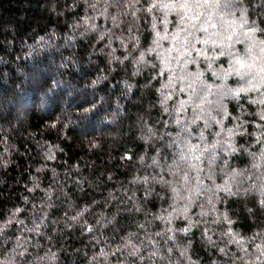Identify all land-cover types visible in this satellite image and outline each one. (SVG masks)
<instances>
[{
  "label": "trees",
  "instance_id": "16d2710c",
  "mask_svg": "<svg viewBox=\"0 0 264 264\" xmlns=\"http://www.w3.org/2000/svg\"><path fill=\"white\" fill-rule=\"evenodd\" d=\"M108 1L0 0V263L264 264V0Z\"/></svg>",
  "mask_w": 264,
  "mask_h": 264
},
{
  "label": "rangeland",
  "instance_id": "374dc122",
  "mask_svg": "<svg viewBox=\"0 0 264 264\" xmlns=\"http://www.w3.org/2000/svg\"><path fill=\"white\" fill-rule=\"evenodd\" d=\"M234 2H236L235 0H233ZM243 1L244 0H238V3L239 4H243ZM113 2V0H109L108 2H107V4L108 5H110L111 3ZM220 2V0H211V3H214L213 5L216 7V5L218 4ZM257 5H259V2L257 3ZM123 7H125V8H127V6H126V4L123 6ZM171 9H173V8H171ZM171 9H166L165 11L166 12H168V11H170ZM123 10V9H122ZM126 14H128V16H129V12L128 13H126ZM114 17L112 18V20H111V24H110V27H109V29L108 30H106L105 32H104V34H106V33H109V32H111L113 29H115L116 27H118V25H119V23H120V18H121V16L124 18V13H119V11H116L114 14ZM112 15V16H113ZM133 18H134V16H133ZM182 18H184L185 20H186V15H183V17ZM188 22H190V21H188ZM193 24H194V22H193ZM87 32V29H82L81 31H80V33H79V36H82V35H84L85 33ZM135 33L136 31H135V29L134 28H132V33ZM136 34V33H135ZM107 35V34H106ZM108 36V35H107ZM227 39H228V37H227ZM221 45H223V43H220ZM59 47H61V48H67L68 47V44L65 42V43H62L61 45H59ZM59 47L57 46V48L59 49ZM106 47L107 46H104V49H106ZM97 51V48H95L93 51H92V53L91 54H93V53H95ZM258 56L260 55V54H257ZM51 64H53V66H57V67H59V65H60V63L58 62V61H51ZM67 65H65V64H63V66H62V68L63 67H66ZM245 68L247 69V71H244V68L242 69V71H241V74L243 75V76H246L247 77V75H250L251 74V72L249 71L248 72V68H249V65H246L245 66ZM236 73H237V71H239L238 70V68H236L235 67V70H234ZM262 76H264V74H262ZM58 84L60 83V81H58L57 82ZM200 84L201 83H197L196 84V87H197V89L200 87ZM241 88L242 87H240V90H241ZM246 89H250V87H248V85L246 86ZM239 90V91H240ZM196 91V90H195ZM219 92L218 93H221L222 91L221 90H218ZM64 94H62V95H60V96H63ZM222 96H223V99H225L227 96H229V95H223V94H221L220 96L218 95V97L219 98H222ZM233 98V97H232ZM212 106V105H211ZM215 108H216V106H215ZM66 110L67 109H63V111L64 112H66ZM213 110H216V109H213ZM191 123V122H190ZM189 123V125L188 126H192L193 125V123H191L190 124ZM6 124H7V121H1V123H0V132H2V133H5L6 132ZM169 124H170V121H168V124L167 125H165V126H163V129L162 128H160L159 129V131H158V133H157V135L155 134H153V137H154V139H152L151 141H150V143L148 144L149 145V147L150 146H154V148H157L158 149V151H159V153H157V160H156V162L155 161H150V160H146V159H139V164H140V169H139V172L138 173H140V172H144V170L145 171H147L149 174H150V172L151 171H153L154 170V173L155 174H157V175H160L161 173H163L164 171H166V166H167V168L168 167H170V168H172V169H177V167H176V162H177V160L174 158L173 160H170V159H168V160H166V159H164L161 155H162V149L163 148H166L167 146H169V144H168V142L163 138V135H165L166 133H167V131H168V126H169ZM8 125H10V126H12L11 124H8ZM206 128H208V124L206 123V126H205ZM146 128H144V129H141L140 131H138L139 132V135L142 137V135L143 134H145L147 131L145 130ZM245 128H240V129H233V131L231 132L232 134H236V133H238L239 131L238 130H241V132L244 130ZM160 134H161V136H160ZM163 134V135H162ZM161 138H160V137ZM230 136H231V134H230ZM217 146V148H216V151H218L219 150V147H220V145L219 144H217L216 145ZM13 150H12V146H10V145H8V147H7V145H1L0 144V169L1 170H3V169H5V163H7L8 162V159H9V157H7V156H9L10 155V153L12 152ZM10 152V153H9ZM227 156V155H226ZM213 160V159H212ZM227 157H225V159H223V161H222V163H223V165L225 166L226 165V163H227ZM150 161V162H149ZM212 162V161H211ZM262 163V162H261ZM184 164H186L187 165V163L186 162H184ZM213 163H211V165H212ZM210 164H209V167L210 168H212V166H211ZM261 165V164H260ZM208 167V168H209ZM37 172H38V174H41V171H40V169H37ZM138 178H141L142 179V177H138ZM138 178H136V180H135V182L137 183V182H139L141 179H138ZM138 179V180H137ZM146 183H147V185L146 186H149V187H152V185H160V186H164L165 185V182L164 181H162V180H157V179H155V178H153V177H147L146 178ZM36 186V185H35ZM49 198V196H47V198H46V200L41 204L42 205V207H43V205H45L46 204V202H47V199ZM203 216H205V214L203 215ZM204 220V219H203ZM206 221V220H205ZM210 220H208L207 222H209ZM214 221L216 222V219L214 218ZM8 222H10V221H8ZM8 222H7V224H8ZM37 231V228H34V230H33V234H35V232ZM23 241H24V239H23ZM17 244V246H16V250H15V252H19L20 253V251H22V249H21V247H22V243H21V241L18 243H16ZM0 264H2V263H0Z\"/></svg>",
  "mask_w": 264,
  "mask_h": 264
}]
</instances>
